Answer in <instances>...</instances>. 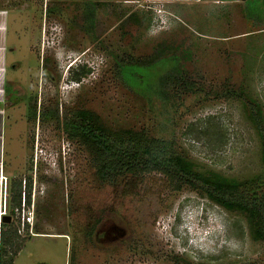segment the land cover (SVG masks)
I'll return each instance as SVG.
<instances>
[{
  "label": "rangeland",
  "instance_id": "1",
  "mask_svg": "<svg viewBox=\"0 0 264 264\" xmlns=\"http://www.w3.org/2000/svg\"><path fill=\"white\" fill-rule=\"evenodd\" d=\"M2 6L15 70L7 67L2 104L0 210L5 199L21 238L18 252L6 247V261L264 263V242L251 237L242 215L186 187L171 189L157 172L141 175L131 192L102 183L86 149L63 128L71 110L88 109L109 126L171 141L199 172L262 178L261 138L247 98L261 107L264 124V0H0ZM159 43L175 51L132 67V78L115 71L116 59L149 55ZM175 62L194 89L170 84L162 100L155 83ZM14 180L29 196L23 212L8 203Z\"/></svg>",
  "mask_w": 264,
  "mask_h": 264
},
{
  "label": "trees",
  "instance_id": "2",
  "mask_svg": "<svg viewBox=\"0 0 264 264\" xmlns=\"http://www.w3.org/2000/svg\"><path fill=\"white\" fill-rule=\"evenodd\" d=\"M174 51L170 44L159 43L149 55L116 59L114 68L121 76L132 78L136 74L132 67H150ZM74 78H79L78 73ZM170 84L180 85L184 90L194 89L193 81L184 76L183 68L178 62L158 76L155 94L162 100H168ZM230 94L244 97L241 91H230ZM247 99L248 116L261 138V161L264 166V124L261 107L253 99ZM63 128L71 139L86 149L91 157L95 177L100 182H107L115 187L122 184L123 192L127 188L131 192L136 188L141 175L161 173L171 189L178 191L186 187L221 208L242 215L251 237L264 242V176L237 181L213 172H199L188 159L175 150L171 141L154 136L144 128L109 126L102 122L98 114L84 108L71 110L69 116L64 118ZM21 187V181L16 180L9 186L8 203L12 210L21 206L22 192L26 193ZM25 202L27 205L30 203L28 195L27 200L25 195ZM17 233V225L11 223V219L0 222V264H10L12 261L10 257L5 260L7 254L12 255L6 247L14 248L15 252L20 249L16 242L20 238Z\"/></svg>",
  "mask_w": 264,
  "mask_h": 264
},
{
  "label": "crops",
  "instance_id": "3",
  "mask_svg": "<svg viewBox=\"0 0 264 264\" xmlns=\"http://www.w3.org/2000/svg\"><path fill=\"white\" fill-rule=\"evenodd\" d=\"M8 24H9V16L5 7H0V176L4 174V164L6 148H5V140H4V131H3V121H5V116L3 115V107L2 104H5L4 95L7 96V67L12 66L15 70V66L12 64V59L9 60V53L14 51L13 47H10L7 42L8 35ZM15 48V47H14ZM18 61V60H17Z\"/></svg>",
  "mask_w": 264,
  "mask_h": 264
},
{
  "label": "built area",
  "instance_id": "4",
  "mask_svg": "<svg viewBox=\"0 0 264 264\" xmlns=\"http://www.w3.org/2000/svg\"><path fill=\"white\" fill-rule=\"evenodd\" d=\"M26 205V203H25V197H24V192H22V199H21V206H20V208H18V207H15L13 210H14V212L15 213H17L18 211H22L23 212V210H24V206ZM7 205H6V202H5V199H4V203H3V208H2V210H0V219H1V217L3 216V215H6V212H7V207H6ZM24 217V216H23ZM11 219V218H10ZM22 219H24V218H22ZM30 219H31V217L28 215V216H26L25 217V220L26 221H30ZM1 222V221H0Z\"/></svg>",
  "mask_w": 264,
  "mask_h": 264
},
{
  "label": "water",
  "instance_id": "5",
  "mask_svg": "<svg viewBox=\"0 0 264 264\" xmlns=\"http://www.w3.org/2000/svg\"><path fill=\"white\" fill-rule=\"evenodd\" d=\"M10 220V216L8 215H3L0 219L1 222H8Z\"/></svg>",
  "mask_w": 264,
  "mask_h": 264
},
{
  "label": "bare ground",
  "instance_id": "6",
  "mask_svg": "<svg viewBox=\"0 0 264 264\" xmlns=\"http://www.w3.org/2000/svg\"><path fill=\"white\" fill-rule=\"evenodd\" d=\"M2 178V177H1Z\"/></svg>",
  "mask_w": 264,
  "mask_h": 264
}]
</instances>
